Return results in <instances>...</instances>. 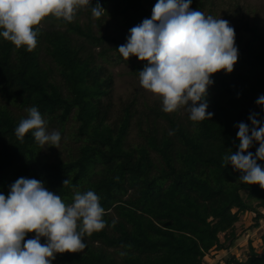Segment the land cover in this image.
<instances>
[{"label":"trees","instance_id":"16d2710c","mask_svg":"<svg viewBox=\"0 0 264 264\" xmlns=\"http://www.w3.org/2000/svg\"><path fill=\"white\" fill-rule=\"evenodd\" d=\"M97 2L106 11L104 17L119 25L112 34L94 32L87 8L71 23L45 18L41 25L53 19L67 30L39 25L32 52L0 37V99L26 109L34 106L59 126L73 118L85 140L76 158L42 159L31 133L23 143L15 137L25 117L0 102V194L7 196L10 186L24 177L42 181L66 203L72 202L73 189L93 190L100 197L107 226L88 237L91 244L83 252L57 253L52 264H206L207 256L219 251L228 256L217 264H264V233L259 246L249 238L247 258L230 251L244 232L264 223V189L240 183L241 173L231 164L222 167L224 154L238 151L237 125L251 127L252 113L264 123V108L256 104L264 95V30L250 20L233 27L238 60L230 74L212 76L206 97L211 120L194 125L188 117L181 124L157 106L138 112L135 101L123 104L114 117L115 82L104 62L109 51L120 54L127 32L151 18L153 7L151 0H92V5ZM209 4L213 0H192L191 8L205 12ZM81 15L90 22L82 25L77 19ZM68 33L84 38L90 50L73 45ZM42 46L56 70L42 66ZM96 48L101 50L95 53ZM130 58L139 61L134 70L139 74L147 62ZM161 118L172 135L160 132ZM133 126L143 139L136 146L128 142ZM258 147L254 143L248 151L255 155ZM257 163L264 167V161ZM65 180L71 183L65 186ZM33 236L28 233L25 240Z\"/></svg>","mask_w":264,"mask_h":264},{"label":"clouds","instance_id":"9594fccd","mask_svg":"<svg viewBox=\"0 0 264 264\" xmlns=\"http://www.w3.org/2000/svg\"><path fill=\"white\" fill-rule=\"evenodd\" d=\"M192 0H158L151 18L129 30L127 42L118 52L127 61L131 56L147 62L139 72L143 89L161 103L164 113L184 109L189 120L198 124L211 120L207 111L208 88L212 76L220 71L230 74L238 60L235 29L228 20L191 8ZM90 8L94 20L106 15L99 2L92 0H0V37L16 49L32 52L38 43L39 25L47 17L71 23L80 10ZM256 104L264 108V95ZM27 117L14 130L23 143L31 133L42 149H59L61 133L48 129V121L36 107L26 109ZM258 113L249 116L251 127L240 122L238 151L226 152L222 167L231 164L241 173L239 182L258 184L264 189V123ZM254 143L255 155L248 151ZM71 183L65 180L64 185ZM71 203L48 190L42 181L18 178L6 195L0 194V264H52L56 254L83 252L85 237L107 226L105 209L93 191L73 189ZM115 219L112 226H115ZM34 238L25 240L28 233ZM45 242L41 243V238ZM125 255V253H121Z\"/></svg>","mask_w":264,"mask_h":264},{"label":"rangeland","instance_id":"374dc122","mask_svg":"<svg viewBox=\"0 0 264 264\" xmlns=\"http://www.w3.org/2000/svg\"><path fill=\"white\" fill-rule=\"evenodd\" d=\"M158 2V0H151L152 7ZM205 14H210L215 17H220L222 19L228 20L232 27H237L241 20H250L252 23H258L264 30V0H213V4L206 6ZM76 19V18H75ZM79 19L82 25L88 24L90 22L87 15H81ZM91 24L94 32L96 34L108 33L112 34L113 29L119 27L116 22L112 21L109 16L102 17L100 20H94L91 17ZM42 27L56 28L61 31H66L67 28L62 26L59 22L50 19L43 22ZM129 35V32H127ZM73 41V45L77 47L84 46L86 50H90V44L86 40L77 34L68 33ZM95 53H98L101 49H94ZM39 58L41 60L42 66L45 68H52L56 70L55 64L52 59L47 54L44 46L39 49ZM102 62V59H99ZM106 67L112 73L114 77V87L111 93V102L113 104L114 117L121 110L123 104H127L130 101H135L134 107L138 109V112L147 111V107L157 106L161 110L162 106L159 100L153 98L152 94L147 90L143 89L139 82V74L134 72L135 67L139 64L138 60L129 58L127 61L114 51H109L108 60L104 62ZM225 73L224 71H221ZM56 81L62 87L63 82L60 76H55ZM65 91V90H63ZM0 102L8 105V107L13 110L17 115H22L27 117L26 108L18 104L9 103L6 100L0 99ZM174 115L179 123L186 124L188 113L184 109H180L177 112L170 113ZM48 129L58 130L61 133V143L59 149L54 146H46L45 148H40V155L42 159L49 161H67L76 158L79 154L80 148L85 143L83 137L78 133L79 124L73 118H71L64 126H59L56 123H49ZM134 125V124H133ZM157 126L160 132H167L172 135L168 122L164 119H158ZM128 142L133 146L141 144L143 139L139 136L137 128L134 126L130 131L128 136ZM153 157L156 159V155L152 153ZM158 162V157L156 159ZM130 193V192H129ZM114 217V214L113 216ZM245 219V226L249 224L248 220ZM264 233V223H261V227L256 231L247 230L241 237L232 244L231 253L236 254L240 258H247L249 252V238L254 239L255 245L259 246L261 244V237ZM34 238V236L32 237ZM45 242V238H41V243ZM86 244H91L88 237H85ZM94 246H100V243H94ZM214 255V257H211ZM228 256L227 251H219L217 253L213 252L206 258V264H217L221 258Z\"/></svg>","mask_w":264,"mask_h":264}]
</instances>
